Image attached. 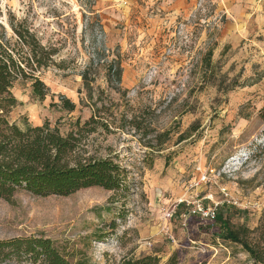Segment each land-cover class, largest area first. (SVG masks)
I'll use <instances>...</instances> for the list:
<instances>
[{
    "label": "rangeland",
    "instance_id": "374dc122",
    "mask_svg": "<svg viewBox=\"0 0 264 264\" xmlns=\"http://www.w3.org/2000/svg\"><path fill=\"white\" fill-rule=\"evenodd\" d=\"M16 30L36 38L39 58L55 55L34 72L48 96L35 98L21 76L8 121L49 122L66 136L97 112L111 131L96 126L81 154L112 157L127 189L18 190L0 199V241L48 238L82 264L250 261L241 246L213 236L212 216L264 226V0H0V44L31 74V47ZM103 53L121 60L119 89L97 65ZM87 68L92 99L81 77Z\"/></svg>",
    "mask_w": 264,
    "mask_h": 264
},
{
    "label": "trees",
    "instance_id": "16d2710c",
    "mask_svg": "<svg viewBox=\"0 0 264 264\" xmlns=\"http://www.w3.org/2000/svg\"><path fill=\"white\" fill-rule=\"evenodd\" d=\"M15 32L31 47L36 68L31 65L33 73L27 74L16 57L0 44V199L9 201L18 190H26L44 197L69 196L91 187L114 192L126 190L125 169L112 157L90 158L81 154L83 139L86 135L95 133L98 130L96 126H101L106 133L111 131L108 122L102 121V118L97 119V112L84 123L79 119L75 124L76 129L66 136L61 135L57 128H51L49 122L42 126L25 123L24 127H20L8 121V114L18 106L12 89L21 76L24 79H31L35 98L42 101L48 96L49 88L35 76L34 72L36 69L49 67L55 55L52 50L46 52V58H39L38 50L42 47L36 38L30 35L32 42H27V38L20 31ZM211 56L212 51L208 53V57ZM97 65L105 68V77L109 85H117L119 89L123 74L120 58L109 61L103 53ZM81 77L84 88L92 99V84L96 78L91 76V69L88 68ZM62 100L63 109L75 111V104L68 99ZM259 117L264 125V108L260 111ZM213 221L215 238L241 246L250 257L246 264H264V226L255 230H250L244 225L236 226L223 211L215 212ZM7 261L17 263L30 261L32 264H82L79 261L71 262L51 239L43 237L0 241V264ZM159 262L158 257L145 256L125 258L122 264Z\"/></svg>",
    "mask_w": 264,
    "mask_h": 264
},
{
    "label": "built area",
    "instance_id": "2783aa9c",
    "mask_svg": "<svg viewBox=\"0 0 264 264\" xmlns=\"http://www.w3.org/2000/svg\"><path fill=\"white\" fill-rule=\"evenodd\" d=\"M213 216H214V214H213ZM213 216H212V218H213Z\"/></svg>",
    "mask_w": 264,
    "mask_h": 264
}]
</instances>
